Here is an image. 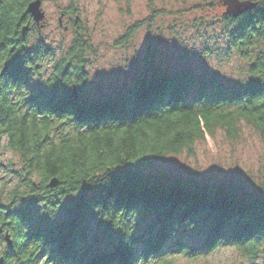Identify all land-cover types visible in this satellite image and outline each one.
Here are the masks:
<instances>
[{
	"label": "trees",
	"instance_id": "trees-1",
	"mask_svg": "<svg viewBox=\"0 0 264 264\" xmlns=\"http://www.w3.org/2000/svg\"><path fill=\"white\" fill-rule=\"evenodd\" d=\"M30 1L0 7V61L12 47L25 53L14 37ZM250 1L257 6L235 18L220 0L221 27L213 26L227 57L245 64L235 85L216 74L145 66L129 87L90 100L86 67L95 51L82 25L58 57L50 48L35 58V74L26 67L9 76L0 148L17 163L9 162L14 187L5 194L0 187V227L12 240L6 245L0 236L1 264H174L178 256L202 258L227 247L245 264H264V192L141 173L169 155H194L195 144L218 130L235 141L243 124L264 145V0ZM44 60L53 62L48 75L36 69ZM14 81L19 116L6 100Z\"/></svg>",
	"mask_w": 264,
	"mask_h": 264
},
{
	"label": "rangeland",
	"instance_id": "rangeland-1",
	"mask_svg": "<svg viewBox=\"0 0 264 264\" xmlns=\"http://www.w3.org/2000/svg\"><path fill=\"white\" fill-rule=\"evenodd\" d=\"M78 1L81 25L88 30L95 51L86 67L89 83L85 92L90 100L129 87L145 66L149 71L165 73L189 69L197 77L216 74L230 85L244 77V62L234 54L227 57L219 30L213 31L214 25L221 27L219 19L225 12L220 0ZM57 2L64 6L69 1ZM45 9L51 27H56L59 12L55 4L47 2ZM61 34L58 29L54 34L48 30L44 33L45 44L54 57L72 40V34L63 35L66 39H61ZM46 60L38 65L43 75L50 73L53 64ZM12 161L15 165L17 157L0 148V187H6L4 194L16 184L9 171ZM141 173L166 182L182 179L199 186L228 185L238 193L259 194L264 192V145L255 130L243 124L235 141L218 130L208 141L195 144L194 155H169ZM96 245L102 247L104 242ZM174 264L245 263L235 249L227 247L202 258L178 256Z\"/></svg>",
	"mask_w": 264,
	"mask_h": 264
},
{
	"label": "flooded vegetation",
	"instance_id": "flooded-vegetation-1",
	"mask_svg": "<svg viewBox=\"0 0 264 264\" xmlns=\"http://www.w3.org/2000/svg\"><path fill=\"white\" fill-rule=\"evenodd\" d=\"M34 0H31L32 2ZM41 1V9L44 13V20L39 22L38 24L34 22L31 14L28 13L27 7L26 12L27 15L18 27V31L15 33L14 41L16 43H20V45H25L21 47V51L25 50V53H21L15 49L10 50L11 55L8 54L5 57H1L0 61V103L2 99H5V93L3 94L4 85L7 81H9V76H18L20 75L21 69H25L27 67L28 71L32 74H35V71L32 70V65L35 64V58L41 59L42 56L48 55L50 52V48L46 46V41L44 40V33L46 31H50L54 34L55 29L61 30L63 35L73 34L75 30L81 25L80 20V7L78 0H68L64 6L57 2V0H40ZM47 2L51 4H55V11L59 12V17L57 19L56 27H51L50 25V16L47 10L45 9V5ZM6 3V0H0V7ZM28 5V4H27ZM61 34V36H63ZM61 39H66L63 36ZM39 43L45 47V50L40 56L37 55V50L35 45ZM27 49V50H26ZM12 50H15L12 53ZM46 59V58H44ZM39 72L42 71L40 66H38ZM37 71V70H36ZM9 77V78H8ZM10 91L6 93V100L10 103H13V112L16 116H19V85L15 84V81L12 84H9ZM13 87V88H12ZM12 92V93H11ZM1 228V227H0Z\"/></svg>",
	"mask_w": 264,
	"mask_h": 264
},
{
	"label": "water",
	"instance_id": "water-1",
	"mask_svg": "<svg viewBox=\"0 0 264 264\" xmlns=\"http://www.w3.org/2000/svg\"><path fill=\"white\" fill-rule=\"evenodd\" d=\"M223 6L226 7V12H228L232 17H238L242 15L244 12H247L257 6L256 2H252L250 0L241 1V0H222ZM41 1L34 0L29 3L27 7V11L31 14L35 23H39L44 20V13L41 9ZM71 98L75 101H78L80 96L79 92L75 86L72 87ZM50 188H55L57 186V178H51L48 182ZM0 234H2V229H0ZM3 240L7 245L12 244V240L10 234L5 232L3 235ZM2 262V258H0V263Z\"/></svg>",
	"mask_w": 264,
	"mask_h": 264
}]
</instances>
